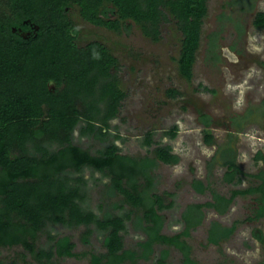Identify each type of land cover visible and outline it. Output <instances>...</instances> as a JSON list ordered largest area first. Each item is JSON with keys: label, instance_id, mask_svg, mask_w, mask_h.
<instances>
[{"label": "trees", "instance_id": "trees-1", "mask_svg": "<svg viewBox=\"0 0 264 264\" xmlns=\"http://www.w3.org/2000/svg\"><path fill=\"white\" fill-rule=\"evenodd\" d=\"M73 5L94 24L126 31L136 24L153 40L160 37L161 22L174 18L182 33L178 69L186 78L192 75L206 0H0V246L20 243L41 262L46 255L47 264H53V254L77 255L70 234L48 233L46 249L36 244L49 223L61 222L83 224L84 242L94 231L103 234L105 250L90 253L92 264H136L153 257L152 264H163L170 246L180 251L183 264H198L184 236L202 221L203 207L223 213L237 193L261 191L262 204L249 218L263 215V171L254 174L262 178L260 184L233 189L229 196L212 191V199L188 203L181 212L184 228L163 232L165 191L158 192L153 170L161 163H177L180 155L170 144L153 140L152 131L147 141L155 145L144 155L122 153L108 139L109 120L125 95L111 70L117 58L99 40L76 41L78 28L68 15ZM252 22L264 27V10L256 11ZM220 30L209 33L211 52ZM167 92L175 95L178 90L169 87ZM200 116L208 127L211 116L203 111ZM81 121L82 134L105 141L97 153L73 141L74 128ZM175 129L176 125L171 127L172 134ZM211 139L212 133L205 132V142ZM227 150L233 153L232 148ZM260 156L258 152L256 158ZM224 163V179L233 181L242 169L234 155ZM84 166L109 176L102 193L115 199L111 207L99 204L100 214L81 203L84 189L65 173ZM191 186L201 193L209 188L201 178L193 179ZM128 221L143 235L135 247L124 244L122 231ZM235 226L236 221L230 226L212 221L208 242L229 236ZM156 245H160L157 255Z\"/></svg>", "mask_w": 264, "mask_h": 264}, {"label": "rangeland", "instance_id": "rangeland-1", "mask_svg": "<svg viewBox=\"0 0 264 264\" xmlns=\"http://www.w3.org/2000/svg\"><path fill=\"white\" fill-rule=\"evenodd\" d=\"M206 3L190 78L178 69L182 33L174 18L161 22L160 37L153 40L136 24L128 31L114 30L84 19L76 5L68 9L69 17L78 28L76 41L85 44L99 40L117 58L111 70L125 95L117 114L109 120L108 139L113 140L122 153L144 155L155 145L147 141V133L152 131L153 140L170 144L180 155L177 163H161L153 170L158 192L165 191L162 231L168 234L184 228L181 212L188 203L211 199L212 191L230 195L233 189L257 185L259 179L254 174L264 167V27H256L252 22L256 11L264 10V0H206ZM218 29L221 30L217 46L211 52L209 33ZM169 87L178 92L169 95ZM200 111L211 116L208 127L203 125ZM83 123L75 126L73 141L97 153L105 141L82 134ZM174 125L176 129L172 134ZM205 132L212 133L210 142H205ZM258 152L263 157L256 158ZM233 155L242 172L237 173L233 181H227L224 162ZM65 173L73 178L72 183L84 189L80 200L84 206L98 214L102 212L101 204L111 207L115 197L102 193L109 176L89 166ZM77 176L82 180H74ZM196 178L208 183L209 188L204 193L191 186ZM258 195L257 191L237 193L223 213L213 207H203L202 221L190 229L189 236H184L191 245L190 255L198 264H256L260 260L264 245L254 235H264V214L249 218L258 208ZM234 220L236 228L229 237L217 243L207 242L212 221L228 225ZM84 229L83 224L49 223L36 244L46 249L50 245L48 233L70 234L78 254H53L50 256L53 264H92L90 253L105 250L103 234L94 231L89 236L90 241L84 242L81 239ZM122 233L126 247H135L137 239L143 237L129 221ZM159 247L156 245L155 255ZM0 259L3 264H47L43 262L46 255L41 262L20 243L1 245ZM154 259H138L136 264H152ZM163 264H183L180 251L170 246Z\"/></svg>", "mask_w": 264, "mask_h": 264}, {"label": "flooded vegetation", "instance_id": "flooded-vegetation-1", "mask_svg": "<svg viewBox=\"0 0 264 264\" xmlns=\"http://www.w3.org/2000/svg\"><path fill=\"white\" fill-rule=\"evenodd\" d=\"M260 171H263V176H264V167L262 168V169H260L258 172H260ZM258 179H259V182H258V184H260L261 182H262V178H259V177H257ZM259 192V195L257 196L258 197V199H259V204H258V208L261 206V204H262V201L260 200V197L262 196V192L261 191H258ZM257 208V209H258ZM256 209V210H257ZM235 222V220L234 221H232L231 223H229L227 226H230V225H232L233 223ZM235 228H236V226H235ZM235 228H234V230H235ZM233 230V231H234ZM232 234V232L229 234V236ZM253 235V234H252ZM229 236H227V237H229ZM254 237L255 238H257V239H259V240H261L262 241V243H263V245H264V235H262L261 233H255V235H254ZM263 254L261 255V257H260V260L259 261H257V263L256 264H264V250H263V252H262ZM226 264H229V263H226Z\"/></svg>", "mask_w": 264, "mask_h": 264}, {"label": "crops", "instance_id": "crops-1", "mask_svg": "<svg viewBox=\"0 0 264 264\" xmlns=\"http://www.w3.org/2000/svg\"><path fill=\"white\" fill-rule=\"evenodd\" d=\"M196 191V190H195ZM198 192V191H197ZM199 193H201V192H199ZM204 193V192H203ZM223 194V193H222ZM224 195H226V194H224ZM226 196H229V195H226ZM211 199H212V196H211ZM208 200H210V199H208ZM215 211H217L216 209H215ZM218 212V211H217ZM220 213V212H219ZM207 236H208V232H207ZM226 238V237H225ZM223 239V238H222ZM221 240V239H220ZM219 240V241H220ZM207 242H208V240H207ZM212 243H215V242H212ZM217 243V242H216Z\"/></svg>", "mask_w": 264, "mask_h": 264}, {"label": "water", "instance_id": "water-1", "mask_svg": "<svg viewBox=\"0 0 264 264\" xmlns=\"http://www.w3.org/2000/svg\"><path fill=\"white\" fill-rule=\"evenodd\" d=\"M37 27V26H36ZM29 32H22L23 35H27Z\"/></svg>", "mask_w": 264, "mask_h": 264}]
</instances>
